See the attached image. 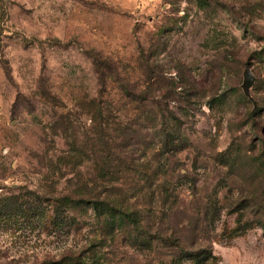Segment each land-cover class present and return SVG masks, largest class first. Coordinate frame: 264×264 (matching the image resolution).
Here are the masks:
<instances>
[{
	"label": "rangeland",
	"instance_id": "1",
	"mask_svg": "<svg viewBox=\"0 0 264 264\" xmlns=\"http://www.w3.org/2000/svg\"><path fill=\"white\" fill-rule=\"evenodd\" d=\"M96 60L151 103L130 105L115 77L102 90ZM93 105L140 129L151 116L128 135L151 144L143 164L168 188L151 206L168 210L166 243L106 238L91 210L62 222L67 181L95 178V157L81 176L61 165L74 137L93 136ZM178 133L184 150L156 156ZM138 146L119 147L130 167ZM83 263L264 264V0H0V264Z\"/></svg>",
	"mask_w": 264,
	"mask_h": 264
},
{
	"label": "trees",
	"instance_id": "2",
	"mask_svg": "<svg viewBox=\"0 0 264 264\" xmlns=\"http://www.w3.org/2000/svg\"><path fill=\"white\" fill-rule=\"evenodd\" d=\"M94 68L98 76V84L102 90H106L109 82H113L112 79L115 77L120 93L129 99L130 105H135L138 102L151 103L147 96L144 98L139 96L137 93L138 85H131L126 80L122 82L121 73L110 61L100 62V60H96ZM149 92L150 88L148 87L146 93ZM95 107L93 105V136L91 138L85 137L81 141L73 136V144L69 146L67 155L61 162V165H65L64 169L72 171L75 177V175L81 176L87 161L95 157V162L90 167L95 178L87 181L81 179H69L67 181V187L59 192L56 200L59 204L58 213L62 216V222L66 218L64 215L69 212L73 215L71 220L78 226L79 221L74 214L79 210H91L98 233L106 238H114L117 234L126 232L129 238L135 240L150 241L155 239L166 243L170 238L164 234L161 222L168 210L162 211L161 216H159L156 212L157 209L151 208V206L155 203L154 200L159 201V199H165L168 196V188L163 183H160L157 188L153 187L154 178L158 177L160 169L151 171L149 164H143L144 161L151 162L149 159L151 154H148L151 144L146 146L144 144L142 146L140 143L134 144L135 138L128 135L133 133L131 130L135 126L139 128V124H137L139 119H123L125 122L116 121V118H112V114L105 115L102 108ZM162 119L166 121V116L163 115ZM140 121L141 126H143L139 130H134L135 135L141 130L147 131L152 123L151 116H146L145 119L140 118ZM62 123L67 125L70 122L67 118H63ZM181 141L182 137L179 133L165 135L161 142V148L155 152V155L164 157L170 152L183 151ZM134 145H139L138 148H143L144 152L138 157V164L131 161L134 166L130 167L129 161L126 159L129 158V153L121 154L122 148L119 147L128 149L129 146ZM55 171L62 173V166H57ZM120 174L130 175L128 178L131 181L127 188L120 186L119 181L123 179ZM64 175L65 173H62L61 178ZM130 192L134 196L130 197ZM138 194H143L144 198L150 199V203L146 204L142 210H140L137 202H132V198H136ZM162 202L160 204L167 207L168 202L165 200Z\"/></svg>",
	"mask_w": 264,
	"mask_h": 264
},
{
	"label": "water",
	"instance_id": "3",
	"mask_svg": "<svg viewBox=\"0 0 264 264\" xmlns=\"http://www.w3.org/2000/svg\"><path fill=\"white\" fill-rule=\"evenodd\" d=\"M245 81L243 84L244 93L247 97H250V89L255 82V76L250 68H246L244 72Z\"/></svg>",
	"mask_w": 264,
	"mask_h": 264
}]
</instances>
